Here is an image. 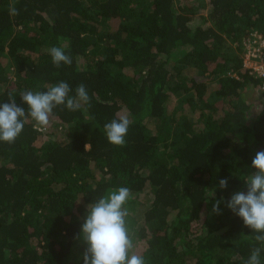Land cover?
Listing matches in <instances>:
<instances>
[{"label": "trees", "instance_id": "1", "mask_svg": "<svg viewBox=\"0 0 264 264\" xmlns=\"http://www.w3.org/2000/svg\"><path fill=\"white\" fill-rule=\"evenodd\" d=\"M254 31L264 0H0V103L27 112L22 92L61 81L91 98L0 142V264H83L87 206L119 187L136 192L127 225L145 264H245L260 245L226 201L264 150V79L243 67ZM53 46L71 66L53 65ZM120 115L132 123L117 147L103 126Z\"/></svg>", "mask_w": 264, "mask_h": 264}, {"label": "clouds", "instance_id": "2", "mask_svg": "<svg viewBox=\"0 0 264 264\" xmlns=\"http://www.w3.org/2000/svg\"><path fill=\"white\" fill-rule=\"evenodd\" d=\"M9 14H19L14 3L9 6ZM48 51L56 68L73 63L63 47L53 46ZM70 92L69 84L64 81L44 92L26 90L20 97L28 106L27 112L16 104L13 97H9L8 102L0 103V142L14 144L29 118L35 122L34 127L47 128L58 106L77 111L82 105H90L91 98L84 84L77 86L75 96H71ZM131 123L127 115H120L104 124L109 143L124 146ZM252 168L255 171L245 180L246 192L232 194L226 201V207L255 233L254 239L260 245L251 250L245 264H261V253L264 251V150L256 153ZM227 185V179L219 180L220 189L227 188ZM131 198L132 192L128 187H119L87 206V215L83 218L77 237L86 245L83 264H145L144 258L134 252V234L130 233L127 225L129 210L126 204ZM222 202L223 198L215 201L213 213H221L219 206Z\"/></svg>", "mask_w": 264, "mask_h": 264}, {"label": "built area", "instance_id": "3", "mask_svg": "<svg viewBox=\"0 0 264 264\" xmlns=\"http://www.w3.org/2000/svg\"><path fill=\"white\" fill-rule=\"evenodd\" d=\"M243 67L256 78L264 79V35L251 32L243 41ZM264 88V81L262 89Z\"/></svg>", "mask_w": 264, "mask_h": 264}, {"label": "rangeland", "instance_id": "4", "mask_svg": "<svg viewBox=\"0 0 264 264\" xmlns=\"http://www.w3.org/2000/svg\"><path fill=\"white\" fill-rule=\"evenodd\" d=\"M207 12V10L205 9L204 10V13H206ZM242 45H243V43H242ZM255 93V94H254ZM257 92H253V89H251V87H248V88H246L245 90H244V92H243V95H242V97H243V100L244 101H250L251 99H254V101L255 100H257V97H258V99H259V97H261V95H259V94H256ZM171 100H172V102L173 103H175V101H176V97H175V95H173L172 96V98H171ZM260 100V99H259ZM260 103H261V101H260ZM256 105H257V101H256ZM51 122L52 121H50V124H51ZM54 123L55 122H53V124H52V128H55V126H54ZM49 124V125H50ZM51 128V129H52ZM43 130V129H42ZM44 131V130H43ZM45 131H49V130H45ZM44 131V132H45ZM55 131V130H54ZM46 134V133H45ZM48 135V134H47ZM45 136V135H44ZM52 136V135H51ZM132 197H136V192H132ZM138 197H139V200L140 201H144V200H146V199H149L150 197H151V192L149 191V190H146L145 192H143V193H141L140 195H138Z\"/></svg>", "mask_w": 264, "mask_h": 264}]
</instances>
